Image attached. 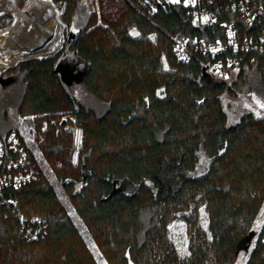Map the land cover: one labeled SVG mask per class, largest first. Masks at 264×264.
Masks as SVG:
<instances>
[{
    "label": "trees",
    "instance_id": "obj_1",
    "mask_svg": "<svg viewBox=\"0 0 264 264\" xmlns=\"http://www.w3.org/2000/svg\"><path fill=\"white\" fill-rule=\"evenodd\" d=\"M47 1L63 4L65 32L85 22L66 44L84 65V88L94 102L83 105L71 95L56 70L60 55L22 61L4 74L13 71L24 84L16 106L21 116L76 117L77 165L70 161L71 134L52 128L39 148L107 264H236L264 210V117L246 113L230 126L220 98L230 89L210 73L208 57L196 54L181 64L174 55L179 39L215 40L222 31L195 28L188 8L158 0H118L123 13L113 19L101 0L100 24L85 0ZM229 17L223 7L219 18ZM263 58L244 55L232 73L236 86L256 82L262 98ZM8 104L1 96L0 142L19 132L9 123ZM202 158L207 168L197 175ZM164 169L175 171L174 188L162 180ZM37 170L34 181L0 196V264H97L39 160ZM20 216L29 225L44 220L46 236L25 237ZM176 220L187 226V257L169 237ZM248 264H264L262 246Z\"/></svg>",
    "mask_w": 264,
    "mask_h": 264
},
{
    "label": "built area",
    "instance_id": "obj_2",
    "mask_svg": "<svg viewBox=\"0 0 264 264\" xmlns=\"http://www.w3.org/2000/svg\"><path fill=\"white\" fill-rule=\"evenodd\" d=\"M15 1V9H18V0ZM0 5L7 10L3 11L0 7L1 33L9 29V0H0ZM223 7L231 13L229 20L222 21L219 18V11ZM4 16L6 18L2 21ZM188 20L195 28L214 29V33L219 29L222 33L215 34V40L204 36L179 39L174 55L181 64H187L194 55L201 54L208 57V69L216 76V80H228L233 71L240 67L244 55L249 56L252 52L264 55V0H193L188 7ZM262 60L264 74V58ZM251 61L255 59L251 58ZM23 125L26 133L12 132L6 141L0 142V196L6 188L18 189L37 178L36 150L44 143L52 128L74 133L81 139L82 129L72 114L59 119L48 117L42 121L34 116H26ZM9 205L18 208L14 200H9ZM20 218L25 237L35 240L46 236L48 225L44 220L35 219L29 225L26 219ZM253 229L254 238L248 252L242 254L243 264L249 263L257 245L262 246L264 255V210L254 220Z\"/></svg>",
    "mask_w": 264,
    "mask_h": 264
},
{
    "label": "rangeland",
    "instance_id": "obj_3",
    "mask_svg": "<svg viewBox=\"0 0 264 264\" xmlns=\"http://www.w3.org/2000/svg\"><path fill=\"white\" fill-rule=\"evenodd\" d=\"M33 0H28L24 6H19V8H24L28 4H30ZM35 1V0H34ZM46 2H49V4L53 6H49L51 10V14L57 18V20L61 23L62 25V32L59 34L57 37V40L54 43V46L51 51L46 50L45 55L42 57H32V58H27L22 61L26 60H31V59H43L47 57H54L56 55H60L59 57H63L65 55H68V57L72 58L75 56L73 52H71L70 49V44H66V38L70 34V31L72 30V33L75 34L80 27L84 25L85 22H81V24L78 23V25L74 24L69 30L65 32V25L62 23V21L59 18V15L62 13L63 9V4H60V6H55L53 3L50 1L44 0ZM101 0H85L84 2L90 7L91 11L97 14L98 19L100 18V11L98 10V5ZM159 2H166L168 4H174V5H179L183 7H190L193 0H177V2H172V0H158ZM107 6L108 12H106V15L108 18L113 19V18H118L120 15H122L123 10L121 9V5L118 4V0H102ZM10 3V11H14V9L17 7L16 1L15 0H9ZM6 16L2 17V21L5 20ZM16 21V16L14 15H9V23L7 25L8 28L12 27ZM100 19L98 20V24H100ZM80 25V26H79ZM103 27H106V25H102ZM130 34L133 37H138L139 34L136 30H130ZM8 39L9 35H6ZM3 38V37H2ZM3 39V40H6ZM152 42H154V37L149 38ZM9 40V39H8ZM1 44V43H0ZM8 46V45H7ZM55 48V49H54ZM48 49V48H47ZM3 53H6L7 55H3ZM12 51H9V49L0 48V62H5L7 61L11 56H12ZM74 55V56H73ZM69 59V58H68ZM75 63L77 66H79V70L82 71L84 70V65L81 63V60L78 58L75 59ZM20 61V62H22ZM19 62V63H20ZM18 64V63H17ZM17 64L10 66L6 68L5 70L1 71L0 74H3L5 76H14L15 72L9 71V73L4 74V72L8 69H11L15 67ZM213 74V72H211ZM75 76V75H74ZM214 76V74H213ZM14 82L6 89L5 91H2V88L0 86V97H5V100L9 103L8 104V114H9V123L11 127L17 128L19 131L22 133H26L23 125V119L24 117L18 114L16 111V106L18 104V101L20 100V97L22 96L23 89H24V84L22 83L21 79L19 76H14ZM76 77V76H75ZM81 77V75H80ZM79 77V79H80ZM216 77V76H214ZM72 79V76H71ZM74 79V78H73ZM64 81L69 82L70 78L69 77H64ZM218 82H223L221 80H216ZM227 86L229 87L230 91H225L221 96V102L223 105V108L225 109L228 118H229V125H236L241 117L245 115L246 113H252L254 114L257 118H262L264 117V98L260 97L258 94V84L256 82H248L244 83L242 85L236 86V77L233 75L230 79L225 81ZM71 94L73 97L81 104L87 105L88 100L92 98V101L94 102L95 98L91 96L86 89L78 84H73L71 87ZM69 114H62L57 116L56 118L59 119L61 116H67ZM78 125V122H77ZM79 126V125H78ZM56 130V129H55ZM57 131V130H56ZM57 132H64L67 134H71L73 138L72 142V147L75 150V153L70 160L71 163L75 166L77 165V158L79 154V150L81 148V140H82V132H81V139L77 138L78 136L75 135L74 133L66 132L65 130L62 131H57ZM80 141V144L78 142ZM36 155L38 157V160L40 162V165L43 163V171L45 175L47 176L48 180L50 183L54 186L55 191L57 195L60 197L61 202L64 204V206L67 208L69 211L70 216L73 218V221L79 231V236L83 239V241L87 244L89 247L91 253L93 254L97 264H107L105 259L102 257L101 253L98 251L95 243L93 242L92 238L89 235V232L87 228L84 226L82 221L77 217L72 205L70 204L68 198L66 197L64 191L61 189L60 184L57 182L52 170L49 168L47 165L46 161L44 160L43 156V150L42 148H39L36 150ZM57 166H60V163L56 164ZM207 168L206 162L202 158V162L199 165V169L197 171V175H201L205 172ZM175 171H172L170 169H164L162 172V180L165 181L168 185L171 187H175L177 184L176 180L174 179ZM131 192L133 190H130ZM128 191V192H130ZM207 214L205 212L204 208L200 209V225L203 229L207 228L208 220H207ZM169 237L171 242L174 244L176 250L178 251L179 255L181 257H187L189 255L188 253V235H187V226L186 223L183 222L182 220H176L173 221L169 225ZM244 253V252H243ZM243 255H241L237 261L236 264H243Z\"/></svg>",
    "mask_w": 264,
    "mask_h": 264
},
{
    "label": "bare ground",
    "instance_id": "obj_4",
    "mask_svg": "<svg viewBox=\"0 0 264 264\" xmlns=\"http://www.w3.org/2000/svg\"><path fill=\"white\" fill-rule=\"evenodd\" d=\"M51 5L44 0H33L24 8L12 12L9 10V15L16 16V21L12 27L1 31L0 48L6 47L13 54L7 61L0 62L1 70L27 58L42 57L47 54L46 50H52L57 37L62 32V25L51 14L49 8ZM0 7L7 12L3 5ZM53 8L55 9L54 6ZM6 35H9V40L6 39ZM3 55L7 54L3 53Z\"/></svg>",
    "mask_w": 264,
    "mask_h": 264
},
{
    "label": "flooded vegetation",
    "instance_id": "obj_5",
    "mask_svg": "<svg viewBox=\"0 0 264 264\" xmlns=\"http://www.w3.org/2000/svg\"><path fill=\"white\" fill-rule=\"evenodd\" d=\"M75 59L76 58H73V60H69L68 63H70V64L67 65V66L73 67L75 69L74 72H70V74H69L67 68L65 67L66 65H64L63 68H60L59 69V73H60L61 78H62V75L63 76H66V77H70V81L67 82L68 84L65 83L70 93H71V87L73 86V84L76 85V84L80 83V85L84 87V81L82 80V77L84 75L83 74L84 73V70L80 71L78 69L79 66H77V64H74L75 62H72V61H76ZM80 75H81V77H80ZM71 76H72V79H71ZM0 77L5 80L2 84L0 83V86L2 88V91H5L14 82V77H12V76H5L3 74H0ZM79 77H80V79H79Z\"/></svg>",
    "mask_w": 264,
    "mask_h": 264
},
{
    "label": "water",
    "instance_id": "obj_6",
    "mask_svg": "<svg viewBox=\"0 0 264 264\" xmlns=\"http://www.w3.org/2000/svg\"><path fill=\"white\" fill-rule=\"evenodd\" d=\"M78 34H79V31H77L75 34H73V33H72V30H71V31H70V34H69V37H68V41H71V40H73L74 38H76ZM74 54H75V53H74ZM73 56H74V55H73ZM68 58H69V59H68ZM73 58H76V54H75V56L72 57V58L68 57V55H65V56L61 57V58L59 59V61L57 62V65H56V70L58 71V73H59V69H60V68H63L64 65H66L65 67L67 68L69 74H70V72H74L75 69H74L73 67L67 66V65L70 64V63H68V61H69V60H73ZM72 62H75V61H72ZM74 64H76V63H74ZM203 73H204V75H205V77H206L207 79L211 80V75L207 72V68H204V69H203ZM59 74H60V73H59ZM83 74H84V73H83ZM64 77H66V76H63V75H62V80H63V81H64ZM69 78H70V77H69ZM82 80L84 81V75H83V77H82ZM4 81H5V80L2 79V78L0 77V83L2 84ZM64 82H65L66 84H68L66 81H64Z\"/></svg>",
    "mask_w": 264,
    "mask_h": 264
},
{
    "label": "snow or ice",
    "instance_id": "obj_7",
    "mask_svg": "<svg viewBox=\"0 0 264 264\" xmlns=\"http://www.w3.org/2000/svg\"><path fill=\"white\" fill-rule=\"evenodd\" d=\"M172 2H177V0H172ZM204 19H205V21H207L208 18L205 17ZM214 51H216V50H214ZM262 107H264V105H262Z\"/></svg>",
    "mask_w": 264,
    "mask_h": 264
}]
</instances>
